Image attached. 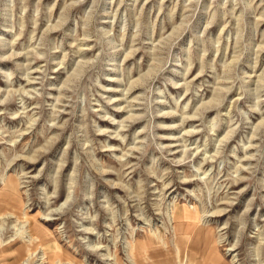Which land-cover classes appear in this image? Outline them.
<instances>
[{"label":"rangeland","instance_id":"374dc122","mask_svg":"<svg viewBox=\"0 0 264 264\" xmlns=\"http://www.w3.org/2000/svg\"><path fill=\"white\" fill-rule=\"evenodd\" d=\"M190 255L264 264V0H0V264Z\"/></svg>","mask_w":264,"mask_h":264},{"label":"bare ground","instance_id":"6f19581e","mask_svg":"<svg viewBox=\"0 0 264 264\" xmlns=\"http://www.w3.org/2000/svg\"><path fill=\"white\" fill-rule=\"evenodd\" d=\"M8 183V184H7ZM7 183L5 182V188L6 189H9L10 188V186H9V184L11 183V181L9 182V181H7ZM7 191V190H6ZM177 211V210H176ZM187 219H189V217H187ZM181 221V220H180ZM174 222H175V220H174ZM181 224L182 223H180V224H177L176 225V227H175V231H176V234H177V241H178V245H177V248H176V253L179 255V256H181V253H182V248H183V246H181L182 245V240L180 239V238H182L181 236H180V226H181ZM36 241V239L34 238V236H31V243H33V242H35ZM132 251H134V250H132ZM187 259L189 260V262L191 261L192 262V264H193V256H187ZM183 261V260H182ZM135 262H137V260L135 259ZM161 262V261H160Z\"/></svg>","mask_w":264,"mask_h":264}]
</instances>
